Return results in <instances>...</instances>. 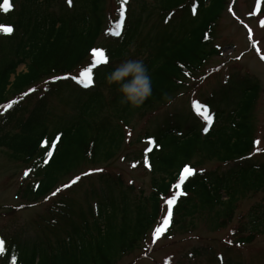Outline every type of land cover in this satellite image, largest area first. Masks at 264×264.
<instances>
[{
  "label": "trees",
  "instance_id": "1",
  "mask_svg": "<svg viewBox=\"0 0 264 264\" xmlns=\"http://www.w3.org/2000/svg\"><path fill=\"white\" fill-rule=\"evenodd\" d=\"M107 1L9 0L12 7L4 11L0 0V106L12 105L0 118V149L28 169L17 192L21 206L49 201L43 237L29 241L17 231L0 234L3 264H118L143 248L160 221L176 230L195 229L205 220L220 231L229 227L242 198L264 191V163L253 155L252 113L260 85L248 78L227 86L234 94L232 108L206 105L211 125L204 115L185 127L169 116L142 135L146 147L133 160L152 176L148 194L111 173L101 174L82 200L71 196L75 190L65 191L74 181L67 178L80 175L84 166L120 155L135 115L162 108L222 53L217 32L228 0H139L138 10L132 8L138 0H116L115 19ZM94 49L109 63L95 64ZM127 59H142L152 79L153 94L138 108L122 104L118 87L106 81ZM21 65L26 70L19 73ZM89 68L90 85L83 75ZM70 85L79 88L73 90V111L59 116L48 100ZM211 161L219 166L203 168ZM185 167L194 170L191 176ZM260 208L264 204L252 213ZM259 216L251 214L241 228L249 232L236 231L225 254L196 249V259L235 264L230 252L264 231Z\"/></svg>",
  "mask_w": 264,
  "mask_h": 264
},
{
  "label": "rangeland",
  "instance_id": "2",
  "mask_svg": "<svg viewBox=\"0 0 264 264\" xmlns=\"http://www.w3.org/2000/svg\"><path fill=\"white\" fill-rule=\"evenodd\" d=\"M107 6L109 10L111 9V17L115 19L116 0H108ZM138 6L139 0L136 3L133 2L132 8L138 10ZM12 21L9 19L6 22L8 27L11 26L9 22ZM104 38L105 35L101 42ZM217 43L222 53L206 66L205 75L204 73L196 74L195 79H190L183 92L172 99L173 103L170 106L167 103L155 112L148 111L144 115H135L126 128V140L120 155L110 163L84 166L78 172L80 175L75 174L73 178H67V181L72 179L76 182L71 183L65 191L75 190L71 196L82 200L86 188L97 184L101 174L111 173L120 174L126 183L133 182L136 189L142 188L148 194L152 176L144 166L133 160L135 152H140L146 147L142 135L146 131L152 132L156 124L169 116H176L184 127L192 122H202L201 118L208 104L232 108L234 94L228 92L227 86L234 81L246 78L257 81L260 85L252 113L257 126L253 155L255 159L264 163V0H228L227 8L219 21ZM25 70V65L18 68L19 73ZM207 71L208 75H206ZM79 74L82 75V71ZM45 87L44 84L39 87V90L43 88L40 90L42 92ZM67 87V91L64 90L58 96H50L48 100L50 110L59 116L73 111L71 103V98H74L73 90L79 88L74 85ZM41 92L35 93V97H38ZM230 95L231 100L228 99ZM68 101L69 104H67ZM197 103L202 106L199 112L195 107ZM5 108L0 106V118ZM5 151L0 149V234L17 231L29 241L39 239L44 236L40 226L46 222L43 218L46 216V206L49 201L46 199L35 205L21 206L25 202L18 198L17 192L19 186L26 180L25 173L28 169L21 162L11 159ZM218 166L219 163L211 161L206 162L203 168L215 169ZM77 177H79L78 180ZM239 203L229 227L220 231L210 229L205 220H199L195 229L189 227L176 230L167 229L163 221H160L150 231L143 248L125 255L118 264H215L216 262L208 263V256L214 251L217 252L216 255L220 252L225 254V244L231 237H235L236 231H239V234L240 232L247 234L249 230L241 228L245 224L247 227L251 214L253 216L260 214L261 225L264 224L263 208H260L259 212L252 213L256 205L264 204V191L256 194L249 193ZM158 228L159 233H157ZM260 228L264 230V226ZM2 245L5 251V243ZM202 248L208 252V256L198 261L195 250ZM1 251L0 262L3 264ZM230 254L236 260L235 264H264V231L257 235L253 243Z\"/></svg>",
  "mask_w": 264,
  "mask_h": 264
},
{
  "label": "clouds",
  "instance_id": "3",
  "mask_svg": "<svg viewBox=\"0 0 264 264\" xmlns=\"http://www.w3.org/2000/svg\"><path fill=\"white\" fill-rule=\"evenodd\" d=\"M109 85L115 84L121 93L122 104L133 108L141 107L152 96V79L149 70L142 59H127L121 62L107 76ZM169 106L172 98H167Z\"/></svg>",
  "mask_w": 264,
  "mask_h": 264
},
{
  "label": "snow or ice",
  "instance_id": "4",
  "mask_svg": "<svg viewBox=\"0 0 264 264\" xmlns=\"http://www.w3.org/2000/svg\"><path fill=\"white\" fill-rule=\"evenodd\" d=\"M125 2H127V0H125ZM2 7H3V10H4V11H8V10L12 7V5L10 4L9 0H3V5H2ZM118 27H119V25H118ZM4 31H6V32H11L12 29H11V28H6V29H4ZM118 34H119V33H117V35H118ZM93 54H94L95 57H96L95 64H100V63L102 62L103 64L106 65V64L109 63V61H108V57L104 54V52H102V51H97V50L94 49V50H93ZM95 64H94L93 66H95ZM91 72H92V69L89 68V69L85 70V72L83 73V75H84L85 77H87L88 85H90V84L92 83ZM57 79H59V77H57ZM73 79H75V77H73ZM86 86H87V85H86ZM11 106H12V105L9 104V105H7L6 107L11 108ZM195 107L197 108V111L199 112V109H200L202 106L199 105V104L197 103V104L195 105ZM203 115H204V119L208 121L209 125H211L212 117H211L210 115L207 114V110H206V109H205V112L203 113ZM204 131L207 132V131H208V128H205ZM49 155L51 156V153H49ZM193 171H194L193 169H190V168H187V167L184 168V173H185L187 176H191V175L193 174ZM25 175H27V173H25ZM78 179H79V177H77V180H78ZM184 179H185V176H182V177H181V180L183 181ZM75 182H76V181H73V183H75ZM65 187H67V185H66ZM177 187H179V185H177ZM54 195H55V193H54ZM178 195H179V193H178ZM174 200H175V197H173V199L169 200V201H168V204H169V205H172V204L174 203ZM168 215H169V217H171V215H172L171 208L169 209ZM165 222L167 223V221H165ZM159 232H160V229L158 228V229H157V233H159ZM0 243H2V242H0Z\"/></svg>",
  "mask_w": 264,
  "mask_h": 264
}]
</instances>
